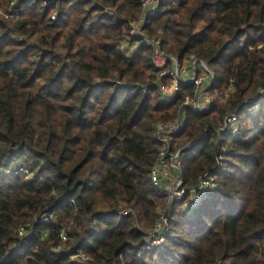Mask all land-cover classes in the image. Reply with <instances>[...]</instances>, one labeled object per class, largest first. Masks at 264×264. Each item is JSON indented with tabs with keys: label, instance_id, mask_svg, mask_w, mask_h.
Masks as SVG:
<instances>
[{
	"label": "trees",
	"instance_id": "trees-1",
	"mask_svg": "<svg viewBox=\"0 0 264 264\" xmlns=\"http://www.w3.org/2000/svg\"><path fill=\"white\" fill-rule=\"evenodd\" d=\"M142 15V0H0V264H264V0H160L146 16L165 52L208 63L211 91L233 85L204 109L185 104L192 82L162 97ZM227 112L236 132H220ZM179 116L185 185L217 180L187 209L150 177L156 123Z\"/></svg>",
	"mask_w": 264,
	"mask_h": 264
},
{
	"label": "built area",
	"instance_id": "built-area-1",
	"mask_svg": "<svg viewBox=\"0 0 264 264\" xmlns=\"http://www.w3.org/2000/svg\"><path fill=\"white\" fill-rule=\"evenodd\" d=\"M159 1L142 0L143 15L140 21L133 23L132 32L134 34L141 35L140 32L142 31L146 16L156 9ZM141 36L145 37V41L153 46L152 62L157 69V76L166 79L160 87L162 97L164 99H171L180 90L182 83L192 82L196 87V93L185 104L190 105L194 109L208 108L213 99L209 91L215 78V73L208 63L196 56H188L183 62H180L176 55L164 51L161 47L160 38H151L145 33ZM233 90L234 88L231 84L226 90L218 92V96L225 100ZM256 109L253 110L255 111ZM237 117L238 113L227 112L223 125L219 127L220 132H226L231 128L236 132L239 127ZM181 128L182 118L180 116L170 121H158L156 123L154 136L159 141L160 148L156 161L151 168L150 177L153 184L159 187L162 192L169 193L172 198L171 202L182 200L189 194L192 201L190 204L194 206L206 195L208 190L217 186V180L214 173L206 170L194 185H185L181 171L180 150L182 147L174 151L171 144L173 135L179 132ZM169 209L163 207L161 211L157 210L158 216L155 226L149 231L147 237V241L152 245L161 244L165 241V235L168 231ZM128 212V209H122L123 214H127ZM54 218V212H45L40 215L38 220L52 221ZM24 230L25 226L22 225L20 232L22 233ZM60 236L63 240L67 239L65 231H61ZM58 247L61 248V245ZM77 255L83 256L84 254L80 251Z\"/></svg>",
	"mask_w": 264,
	"mask_h": 264
},
{
	"label": "rangeland",
	"instance_id": "rangeland-1",
	"mask_svg": "<svg viewBox=\"0 0 264 264\" xmlns=\"http://www.w3.org/2000/svg\"><path fill=\"white\" fill-rule=\"evenodd\" d=\"M135 44V43H134ZM131 45V44H130ZM132 46V45H131ZM224 90H226V89H224ZM224 90H222V91H224ZM193 91H194V93H196V87H194L193 88ZM209 91V90H208ZM209 94H210V96H211V98H213L212 99V101L214 100V99H217V96H218V92L217 91H209ZM188 97H190V96H188ZM187 97V98H188ZM191 97H194V95L193 96H191ZM190 97V98H191ZM221 101H223V102H225L223 99H221ZM255 108H258V106H255L254 108H252V110L253 109H255ZM254 111V110H253ZM182 149V148H181ZM180 153H181V150H180ZM180 158H181V155H180ZM152 181V180H151ZM153 183V182H152ZM166 195H167V198H168V200H169V203L171 202V197H170V195H169V193H165ZM191 196L189 195V194H187L185 197H184V199H182V207H183V209H187L188 207H192V205L190 204L192 201H191ZM169 203L167 202L165 205H162V206H160V207H158L157 208V210L158 211H161V209L164 207V208H170V205H169ZM128 214V213H127Z\"/></svg>",
	"mask_w": 264,
	"mask_h": 264
},
{
	"label": "water",
	"instance_id": "water-1",
	"mask_svg": "<svg viewBox=\"0 0 264 264\" xmlns=\"http://www.w3.org/2000/svg\"><path fill=\"white\" fill-rule=\"evenodd\" d=\"M140 34H141V35L143 34L142 31L140 32ZM190 144H191V143H190ZM190 144H189V145H190ZM187 145H188V144H187ZM187 145H186V146H187Z\"/></svg>",
	"mask_w": 264,
	"mask_h": 264
}]
</instances>
